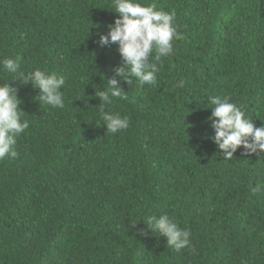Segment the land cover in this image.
<instances>
[{"label":"trees","instance_id":"trees-1","mask_svg":"<svg viewBox=\"0 0 264 264\" xmlns=\"http://www.w3.org/2000/svg\"><path fill=\"white\" fill-rule=\"evenodd\" d=\"M141 2L174 12L179 38L155 85L121 83L106 110L130 124L108 134L95 91L123 63L118 44L97 43L111 0H0V60L65 78L52 108L0 71L30 121L0 160V264H264V153L224 158L207 101L230 96L264 126V0ZM162 212L191 247L148 228Z\"/></svg>","mask_w":264,"mask_h":264},{"label":"clouds","instance_id":"clouds-1","mask_svg":"<svg viewBox=\"0 0 264 264\" xmlns=\"http://www.w3.org/2000/svg\"><path fill=\"white\" fill-rule=\"evenodd\" d=\"M111 2L118 16L114 24L109 25V32L100 35L97 43L101 47L118 44L123 63L113 69L114 75L107 80V86L95 91V96L100 100V117L105 122L108 134H115L126 130L130 119L119 112L107 111L106 106L112 104L113 98L122 97L124 91L121 83H132L131 77H135L140 85H155L163 58L173 53L179 33L174 24V12L157 10L154 3L145 5L141 0ZM0 71L15 74V79L24 85L31 84L34 89L38 88L40 92L36 99L42 105L64 107L61 91L65 85L63 76L40 68L26 72L21 67L19 56L0 60ZM10 81L0 83V160L17 157V138L30 126L26 112L21 107L18 89ZM176 86L182 88L183 79ZM207 101L213 105L209 117L214 129L211 139L222 150L224 158L230 160L241 147L245 155L264 153V126H256L246 115L243 106L232 102L227 95H211ZM261 190L260 184L251 188L253 194ZM146 224L151 231L166 237L167 245L177 251L191 247V231L181 228L166 212L148 217Z\"/></svg>","mask_w":264,"mask_h":264}]
</instances>
